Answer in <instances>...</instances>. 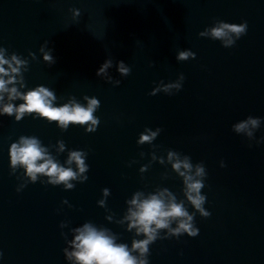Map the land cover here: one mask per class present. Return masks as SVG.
I'll list each match as a JSON object with an SVG mask.
<instances>
[{
  "label": "water",
  "instance_id": "1",
  "mask_svg": "<svg viewBox=\"0 0 264 264\" xmlns=\"http://www.w3.org/2000/svg\"><path fill=\"white\" fill-rule=\"evenodd\" d=\"M242 20L247 30L234 44L201 34ZM0 48L26 61L21 91L43 85L55 104L99 100L93 131L34 113L0 114V264H72L64 249L85 222L131 247L144 234L127 226L128 201L164 188L199 232L158 229L148 264H264V0H0ZM176 82L179 89L162 87ZM249 116L260 118L252 134L236 131ZM146 129L159 131L138 143ZM21 135L39 138L66 167L69 151L82 150L88 168L71 188L44 174L32 181L9 161ZM169 151L187 157L192 172L203 165L210 215L187 199Z\"/></svg>",
  "mask_w": 264,
  "mask_h": 264
},
{
  "label": "clouds",
  "instance_id": "2",
  "mask_svg": "<svg viewBox=\"0 0 264 264\" xmlns=\"http://www.w3.org/2000/svg\"><path fill=\"white\" fill-rule=\"evenodd\" d=\"M78 13V9L74 10ZM247 30V21L231 23L220 21L210 27L202 35H210L219 38L225 45L235 43L241 34ZM4 49L0 48V114L13 115L16 120H20L26 113H34L49 121H56L61 128H67L69 123L86 125V131H93L99 123V118L93 113L99 104L95 97L86 98L87 103L81 104L76 100H70L62 104L53 103L56 96L52 90L37 85L21 91L24 87L21 75V66L26 64L16 54L4 55ZM192 55L189 52H180V58ZM44 59L51 60L48 53L44 54ZM111 61H105L98 69L102 73L109 66ZM7 65V67H5ZM119 70L122 73L129 71L123 61L119 62ZM19 82V87L17 86ZM165 90L175 87L179 89L181 85L176 82L163 85ZM156 89H153L155 92ZM19 99L20 103H13ZM259 117L249 116L233 125L236 131H247L251 135V128L259 124ZM159 129H146L138 137V143L149 141L157 135ZM59 148H64L63 142H58ZM10 165L15 168L21 165L25 174L32 181L37 179L38 174L49 177V182L58 184L63 182L65 187L71 188V181L77 178L78 174L85 173L88 165L84 161L85 153L82 150H70L65 166L59 163L41 143L36 136L21 135L17 140L10 143L8 148ZM168 159L172 162V167L184 178L185 195L195 209L204 215L210 212L203 207L205 195L200 189L204 186L201 179L205 175L203 165H196L192 172V163L187 157L181 159L177 153L169 151ZM75 163V170L71 167ZM86 179V176H81ZM107 193V189L104 190ZM103 203V201H101ZM130 207L124 219L128 220V228L135 229L136 233H143L142 239H134L131 247L125 243H118L114 234L107 228L97 227L90 222L73 229L74 236L68 241L72 245L71 249L65 248L66 257L72 264H148V245L158 236V229L168 228L173 234L187 232L189 235H196L198 227L194 225L193 214L184 206L183 201H178L167 188L144 196L137 192L128 201ZM176 220V226L170 227L172 220ZM133 250L139 255L133 254ZM3 253L0 252V257Z\"/></svg>",
  "mask_w": 264,
  "mask_h": 264
}]
</instances>
